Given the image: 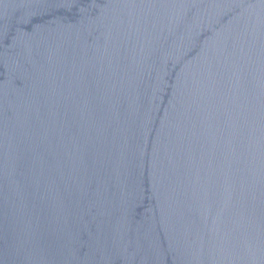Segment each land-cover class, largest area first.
<instances>
[{
  "label": "water",
  "instance_id": "water-1",
  "mask_svg": "<svg viewBox=\"0 0 264 264\" xmlns=\"http://www.w3.org/2000/svg\"><path fill=\"white\" fill-rule=\"evenodd\" d=\"M0 264H264V0H0Z\"/></svg>",
  "mask_w": 264,
  "mask_h": 264
}]
</instances>
